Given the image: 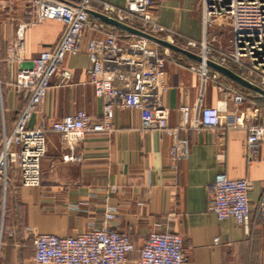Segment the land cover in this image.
Masks as SVG:
<instances>
[{
	"label": "crops",
	"instance_id": "crops-1",
	"mask_svg": "<svg viewBox=\"0 0 264 264\" xmlns=\"http://www.w3.org/2000/svg\"><path fill=\"white\" fill-rule=\"evenodd\" d=\"M32 1L0 0V147L3 130L12 129L28 98L13 86L18 64L8 63L6 54L18 26L31 20L27 11ZM198 2L152 0L149 11L165 29L157 38L198 56L184 48L188 40L203 39ZM103 3L134 14L143 11V0H93L92 18L105 15ZM64 31L65 25L55 20L28 24L23 35L26 57L33 58L54 46ZM91 35L86 32L83 37L81 52L64 60L61 68L69 70L71 78L62 80L60 72L55 74L43 103L30 116V127L42 120L48 129L40 184L21 186L15 163L8 169L5 208L0 216V264H36L33 238L37 233L71 236L102 226L128 233L133 250L121 264H136L147 235L166 231L183 237L188 264H264V220L255 210V202L264 192V160L246 159L244 128L225 124L205 127L201 123L204 106L236 107L221 89L226 86L248 94L239 107L253 112L251 121L258 122L263 102L257 90L210 65L207 76L201 77L189 69L190 63L198 60L161 45L167 84L163 104L170 110L169 126H180V107H189V124L175 135L186 141V157L174 162L170 151L174 137L143 121L131 109L115 111L110 132L86 134L68 142L49 130L54 120L78 110L93 118L101 113L102 100L94 94L86 73V44ZM221 151L222 162L216 158ZM218 173L252 182L248 197L253 210L247 226L232 217L218 219L208 210L210 183Z\"/></svg>",
	"mask_w": 264,
	"mask_h": 264
},
{
	"label": "built area",
	"instance_id": "built-area-1",
	"mask_svg": "<svg viewBox=\"0 0 264 264\" xmlns=\"http://www.w3.org/2000/svg\"><path fill=\"white\" fill-rule=\"evenodd\" d=\"M93 0H33L27 11L29 23H21L16 36L8 43L6 60L17 63L13 86L25 93L27 102L11 130H3L0 147V216L3 217L7 192L8 169L16 165L21 186L40 184V164L46 151V131L40 120L29 126L31 114L46 97L52 77L60 72L62 80L71 78L69 70L62 69L68 55L81 52L83 37L91 32L86 44L89 66L86 69L94 94L102 100L100 116L93 118L84 110L68 113L54 120L49 130L57 132L68 141L91 133H107L112 128L117 109H131L141 119L154 124L165 134L174 137L170 148L175 162L187 155L185 140L175 135L189 124V107H180L181 125L169 126L170 110L163 104L167 90L165 54L161 45L143 35L131 34L116 26L109 27L100 19L92 18ZM203 24V39L188 40L184 48L194 50L200 61L190 63L189 69L201 77L208 73L207 62L227 67L260 89L262 98L259 121L252 122L253 112L240 109L248 94L230 86L221 88L232 99L235 108L203 107L201 123L205 127L226 125L244 128L243 143L248 161L264 160V0H199ZM152 0H143V11L131 13L108 3H103V13L108 18L135 27L158 37L165 29L158 25L150 9ZM128 12V14L126 13ZM55 20L65 25L57 43L41 50L28 59L23 44L24 30L31 23ZM224 24L223 39L214 33L209 38L207 27ZM134 25V26H133ZM124 39V41H122ZM164 39V38H163ZM29 61V64H24ZM215 75H218L216 73ZM222 162L224 152L217 153ZM71 159H78L71 156ZM252 182L246 178H229L218 173L210 183L211 198L208 210L218 219L232 217L238 224L247 226L253 210L248 192ZM115 186H112V190ZM257 215L264 220V192L255 202ZM112 218V214L106 215ZM218 242V238H215ZM36 264H121L133 250L128 233L106 226L93 228L71 236L37 233L33 238ZM136 264H188L183 237L166 232H150L140 249Z\"/></svg>",
	"mask_w": 264,
	"mask_h": 264
},
{
	"label": "water",
	"instance_id": "water-1",
	"mask_svg": "<svg viewBox=\"0 0 264 264\" xmlns=\"http://www.w3.org/2000/svg\"><path fill=\"white\" fill-rule=\"evenodd\" d=\"M90 13H92V12L90 11ZM98 17L101 20L105 21V22H109L111 24H114L116 26H119V27H121V28H123V29H125L127 31H130V32H132L134 34L143 35V36H146L148 38H151L154 41H156L157 43H159L160 45H165V46L170 47V48H173L175 50H179L182 53L186 54L187 56H190V57H192V58L200 61V57L199 56L193 55V54L189 53L188 51L182 50V49H180V48L172 45L171 43L167 42L164 39L157 38L155 36H152L150 34H147L145 32H142V31H140L138 29L132 28V27H130V26H128V25H126V24H124L122 22H119L117 20H113L111 18H108L105 15L99 14ZM207 64L210 65V66H212V67H214V68H216L218 71L222 72L223 74H225L226 76L230 77L231 79L239 82L240 84H242V85H244L246 87L252 88L254 90L260 91L259 88L253 86L251 83H249L247 80H245L244 78H242L238 74L234 73L232 70H230V69H228L226 67L220 66V65H218L216 63L210 62V61H208Z\"/></svg>",
	"mask_w": 264,
	"mask_h": 264
},
{
	"label": "rangeland",
	"instance_id": "rangeland-1",
	"mask_svg": "<svg viewBox=\"0 0 264 264\" xmlns=\"http://www.w3.org/2000/svg\"><path fill=\"white\" fill-rule=\"evenodd\" d=\"M224 26H225L224 24H219V23L218 24H213L211 26H208L207 27V31H206L208 38L211 35H213L214 33H217V34H219V38L223 39Z\"/></svg>",
	"mask_w": 264,
	"mask_h": 264
}]
</instances>
